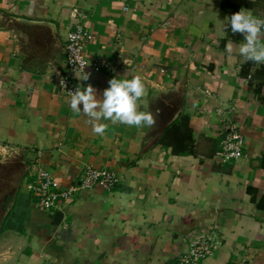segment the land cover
<instances>
[{"label": "crops", "instance_id": "obj_1", "mask_svg": "<svg viewBox=\"0 0 264 264\" xmlns=\"http://www.w3.org/2000/svg\"><path fill=\"white\" fill-rule=\"evenodd\" d=\"M245 1L252 3L0 0V157L16 153L29 165L0 233V264H174L187 248L184 237L201 227L215 229L221 242L203 264H264V64L241 57L243 35L222 29L241 10L264 19V0ZM74 7L80 14H71ZM10 17L54 22L62 47L54 42L41 56ZM77 22L92 35L88 68L96 58L110 64L82 88L91 85L102 99L112 78L139 76L146 94L138 111L153 115L152 127L101 121L107 127L98 135L86 115L71 110L57 80ZM178 98L195 154L159 143ZM229 123L244 145L226 163L215 152ZM36 161L64 187L87 167L114 171L120 183L74 192L51 214L25 187Z\"/></svg>", "mask_w": 264, "mask_h": 264}, {"label": "built area", "instance_id": "obj_2", "mask_svg": "<svg viewBox=\"0 0 264 264\" xmlns=\"http://www.w3.org/2000/svg\"><path fill=\"white\" fill-rule=\"evenodd\" d=\"M71 14L80 13L74 7ZM91 39V32L81 22H77L74 28L67 32L64 44V70L57 80V90L60 94L70 96V91L74 92L77 86L82 88L85 81L79 80L75 76V71L81 73L84 65V71L89 74L110 71V64L98 58L94 59L88 68L85 49ZM243 145L242 133L236 125L229 123V130L223 132L215 155L226 163L238 160L242 156ZM32 171L31 179L25 180V187L31 193L34 204L51 214L56 210H62V204L69 201L74 192L96 187L111 191L120 183V178L114 171L101 168H85L78 183L68 187L62 186L49 170L38 164V161L34 163ZM184 242L187 248L174 264H203L204 260L213 255L221 245L216 230L204 227L191 230L184 237Z\"/></svg>", "mask_w": 264, "mask_h": 264}, {"label": "clouds", "instance_id": "obj_3", "mask_svg": "<svg viewBox=\"0 0 264 264\" xmlns=\"http://www.w3.org/2000/svg\"><path fill=\"white\" fill-rule=\"evenodd\" d=\"M228 25L233 33L243 35V42L239 45L238 52L246 61L257 65L264 64V19L253 17L244 10L225 17L222 29ZM225 33V31L223 30ZM225 51L231 56L232 43L225 44ZM75 76L81 81L89 80L90 74L84 71ZM102 93V99L97 98V90L91 85L78 87L70 91L69 106L75 113H83L93 125L94 133L103 135L107 125L101 121H110L112 124H123L137 128L152 127L155 119L151 113L138 111V101L145 96V84L139 76L132 79L112 78ZM82 104V108L80 105Z\"/></svg>", "mask_w": 264, "mask_h": 264}, {"label": "water", "instance_id": "obj_4", "mask_svg": "<svg viewBox=\"0 0 264 264\" xmlns=\"http://www.w3.org/2000/svg\"><path fill=\"white\" fill-rule=\"evenodd\" d=\"M10 22L13 27L21 30L23 36L30 42L28 45L35 47L43 57L52 53V43L56 42L62 47L58 27L54 22L20 17H10ZM62 50L65 54L64 47ZM181 107L182 101L179 98L172 100L170 103V119L164 125L161 135L166 127L179 116ZM227 128L228 131L229 125H227ZM8 159V161H5L9 163L0 164V231L9 214L10 206L15 202L21 182L29 169V165L24 161V158L16 153L11 154ZM9 198L11 200L7 201Z\"/></svg>", "mask_w": 264, "mask_h": 264}, {"label": "trees", "instance_id": "obj_5", "mask_svg": "<svg viewBox=\"0 0 264 264\" xmlns=\"http://www.w3.org/2000/svg\"><path fill=\"white\" fill-rule=\"evenodd\" d=\"M251 3L252 2L250 1L242 0V5H250ZM159 143L170 147L172 153L176 155L195 154V139L189 115L186 113H180L179 116L169 126L166 127L159 138ZM14 204L10 206L9 212L12 211ZM25 254H31L29 249L25 251Z\"/></svg>", "mask_w": 264, "mask_h": 264}, {"label": "rangeland", "instance_id": "obj_6", "mask_svg": "<svg viewBox=\"0 0 264 264\" xmlns=\"http://www.w3.org/2000/svg\"><path fill=\"white\" fill-rule=\"evenodd\" d=\"M10 155H3L2 157H0V164H2V163H9V162H7L9 159H8V157H9ZM8 159V160H7ZM5 160H7V161H5ZM5 161V162H4ZM10 199L11 198H9L7 201H10Z\"/></svg>", "mask_w": 264, "mask_h": 264}]
</instances>
